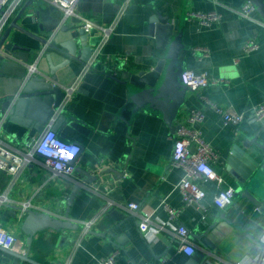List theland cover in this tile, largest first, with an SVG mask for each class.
<instances>
[{
    "label": "crops",
    "instance_id": "obj_1",
    "mask_svg": "<svg viewBox=\"0 0 264 264\" xmlns=\"http://www.w3.org/2000/svg\"><path fill=\"white\" fill-rule=\"evenodd\" d=\"M125 1L79 0L76 16L69 17L58 30L63 14L48 0H27L10 20L9 24L20 12L17 24L26 29H12L0 49V138L15 153L27 151L33 137L30 129L4 115L11 107L9 99L20 94L28 79V66L36 62L39 74L49 73L47 54L55 64L65 59L54 47L66 52L70 40L80 43L81 18L104 27L114 21L116 24L103 55L88 69L72 60L58 72V85L73 87L53 118L63 117L56 128L58 135L81 145L78 167L93 173L98 165H108L101 169L97 182L82 186L70 207V218L81 230H47L36 234L30 246L27 244L28 235L22 230L24 205L29 203L26 209L65 218L75 185L86 178L78 171L69 178L54 176L39 156L19 173L0 170V224L20 237L26 255L44 264H97L113 252L118 254L116 264H237L252 259L264 251H254L252 242L264 241V213L242 196L243 187L227 164L235 145L241 146L258 134L264 143V126L244 121L235 133L210 112L200 126L205 141L218 152L215 167L225 178L224 188L235 191L233 203L226 209H218L213 203L216 187L202 183L207 193L203 201L206 212L193 206L168 221L166 206L181 209L184 204L177 188L183 171L169 172L168 167L174 129L190 110L204 108L202 97L248 115L264 101V26L225 7L238 8L249 0H222L221 6L214 0H130L118 18ZM214 9L223 14L222 22L205 26L187 18L191 11ZM157 12L172 22L179 20L174 35H179L185 46L180 57L183 71L208 70L223 80L218 86L188 88L176 113L137 107L128 84L132 74L150 70L156 59L163 57L149 34V20ZM255 16L264 24L258 11ZM88 35V44L93 46L90 60L103 33L93 29ZM249 39L260 44L250 54L243 49ZM196 46L209 49L210 57L198 59L191 51ZM118 53L129 60H107ZM106 179L121 182L105 191L102 181ZM130 202L140 204L139 214H151V226L168 221L153 240L141 232L140 217L128 209ZM179 226L190 231L188 241L195 249L192 255L180 249ZM0 264L31 263L0 249Z\"/></svg>",
    "mask_w": 264,
    "mask_h": 264
},
{
    "label": "built area",
    "instance_id": "obj_2",
    "mask_svg": "<svg viewBox=\"0 0 264 264\" xmlns=\"http://www.w3.org/2000/svg\"><path fill=\"white\" fill-rule=\"evenodd\" d=\"M26 1L27 0H0V38L9 25L12 17L19 11ZM48 1L55 8L61 10L63 14L61 22L56 27L57 30L64 25L69 17L76 16L75 6L79 0ZM129 1L130 0H126L123 4L117 15L118 18L122 16ZM214 3L217 6L223 5L222 0H214ZM225 7L237 14L240 18L248 19L264 26L263 22L255 16L257 9L250 0L238 8H232L229 6ZM187 18L192 21L198 20L201 24L210 26L211 24L222 22L223 14L216 9L207 12L191 11L188 13ZM81 22V27L86 32L98 29L103 33L101 43L96 47L93 57L85 64V69H88L95 61L96 57L103 55V47L112 32L115 30L116 22L114 21L108 27L99 26L91 19L86 18H81ZM259 48L260 44L255 39H249V41H246L243 46L244 51L248 54L257 51ZM191 51L200 60L210 57L209 49L205 47H192ZM112 57L109 56L106 58L109 61L114 60L115 62L117 59L123 60L124 62L129 60L127 55L121 53H118L113 58ZM28 70V77L40 71L37 69L36 62L29 65ZM182 82L190 89L196 90L201 87L218 86L223 80L214 77L208 70H203L200 73H196L193 70H185L182 74ZM62 89L66 94H70L73 87L62 86ZM202 100L204 108L190 110L186 117L177 123L173 132L174 144L168 171L170 172L174 169H181L183 171V176L177 184V188L182 195L184 204L181 209H170L166 206L169 214L168 221L178 218L182 211L193 206L200 209L203 213L206 212V207L203 205V201L206 198L207 193L202 187V183H212L216 187L217 192L214 195L213 203L218 209H226L233 203L235 191L232 187L224 188L223 184L225 183V178L215 167V164L219 161L218 152L205 141L201 132L202 130L200 126L206 119L208 112L220 117L225 127H230L235 133L238 131L239 125L244 121L264 126V101L254 107L248 115L246 112L237 111L233 107L224 108L219 106L205 97H202ZM11 101V103H13L15 100L13 99ZM10 109L5 113V118L10 114ZM54 121V119L50 120L44 127V130L32 138V144H27V151L25 152L15 153L9 150L6 147L5 142L0 138V170L13 174L19 173L22 168L27 166L34 159L35 156H39L41 163L45 168L51 171L52 175L68 178L71 177L75 173V168L79 163L82 148L77 142L67 141L61 138L57 131L53 129ZM106 166L108 165H98L93 170V173L97 175L100 174L102 171L101 169ZM102 182L104 183L103 186L105 191H110L121 182V179H106ZM29 206V203L25 204L24 208L26 209ZM140 208L141 206L139 203L130 202L128 204V209L134 215L140 217L141 221H139V228L141 232L146 235L149 240H153L156 234L166 227L168 221L161 223L157 227H153L151 226V214H139ZM86 226L89 227L90 223H86ZM189 233L190 231L185 226H179L177 228V236L180 239V249L186 254L192 255L195 252V249L188 241ZM21 244L22 241L17 234L10 232L5 226L0 224V247L26 255L27 249ZM117 255L116 252H113L111 255L99 260L97 264H116ZM250 259L251 258L243 262L239 261L237 264H264V251L259 255L256 254L251 260Z\"/></svg>",
    "mask_w": 264,
    "mask_h": 264
},
{
    "label": "water",
    "instance_id": "obj_3",
    "mask_svg": "<svg viewBox=\"0 0 264 264\" xmlns=\"http://www.w3.org/2000/svg\"><path fill=\"white\" fill-rule=\"evenodd\" d=\"M250 1L253 2L258 13L264 18V0ZM20 14L19 12L18 16L6 28L0 40V49L3 42L12 34V29L26 31L25 28L17 24ZM170 20L169 17L158 12L149 20V34L154 37L156 48L163 52V57L157 58L155 66L150 70H141L136 74H132L128 84L133 91L131 95L137 107L168 110L176 113L183 102L185 91L189 87L182 82L183 69L180 57L185 46L181 41L182 38L179 35H174L178 31L179 20H173V22ZM78 33L81 35L79 38L80 43L78 44L73 39L70 40L66 44V52L54 47L55 50L66 56L65 59L55 64L52 56L47 54L49 73L39 74L38 72L31 75L24 83L20 94L9 99L10 101L15 100L11 103L9 114L11 119L30 129V137L42 132L61 108L66 92L62 89V86L58 85L59 70L66 68L72 60L86 64L92 54L93 46L88 44V32L81 27ZM62 118L58 117L54 121V130L59 127ZM227 169L243 187L242 196L264 213V143L260 140L259 134L248 138L241 146H234L228 157ZM77 171L86 178L85 181L75 185L68 200L65 218L25 209L22 230L28 235L27 244L29 246L36 234L47 230L57 232L60 230H81V226L70 218V207L76 200L75 197L82 186L97 182L99 175L82 169L78 165L75 168V172ZM101 175H103V172ZM120 175H123V173ZM198 238L204 240L206 247L213 249L208 240L200 236ZM252 242L254 243V251L264 250V242L258 239H252ZM0 249L22 261L31 264H44L30 258L28 255H22L2 247Z\"/></svg>",
    "mask_w": 264,
    "mask_h": 264
}]
</instances>
